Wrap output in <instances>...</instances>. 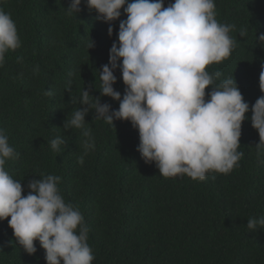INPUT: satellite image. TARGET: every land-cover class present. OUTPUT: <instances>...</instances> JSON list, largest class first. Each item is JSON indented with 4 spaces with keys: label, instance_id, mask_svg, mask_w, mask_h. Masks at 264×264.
<instances>
[{
    "label": "trees",
    "instance_id": "1",
    "mask_svg": "<svg viewBox=\"0 0 264 264\" xmlns=\"http://www.w3.org/2000/svg\"><path fill=\"white\" fill-rule=\"evenodd\" d=\"M174 2L164 0V6ZM71 3L0 0L21 40L0 66V130L18 154L6 159L4 168L20 180L22 195H28L29 182L59 176L62 197L84 217L93 264H264V228H247L248 219L264 216V150L256 148L260 137L252 126V107L242 124L238 151L244 155L228 174L210 172L203 181L162 177L155 162L145 163L137 150L140 136L131 121L115 120L113 126L96 118L94 109L85 127L95 148L84 155L82 130L65 131L64 124L72 111L84 109L79 103L84 89L119 109L118 101L101 95L99 72L109 64L113 43L119 45L120 20L127 15L121 9L120 20L110 25L94 16L86 0L78 15H69ZM215 4L216 20L235 25L230 36L236 46L229 58L207 71L221 73L217 85L234 78L245 90H255L257 81L255 95H264L259 87L264 44L258 39L264 34V0ZM107 26L113 28L111 36ZM91 40L95 46L89 49ZM114 75V89L123 98L122 72L117 69ZM26 76L30 87H17L18 78ZM4 82L7 89L1 87ZM90 103L96 102L90 98ZM58 136L67 145L55 151L50 142ZM35 246L37 252L29 255L8 220L0 221V264H47L39 241Z\"/></svg>",
    "mask_w": 264,
    "mask_h": 264
},
{
    "label": "clouds",
    "instance_id": "2",
    "mask_svg": "<svg viewBox=\"0 0 264 264\" xmlns=\"http://www.w3.org/2000/svg\"><path fill=\"white\" fill-rule=\"evenodd\" d=\"M82 2L72 0L67 13L78 15ZM86 5L98 14H94L96 18L110 25L120 20L121 9L127 19L120 20L119 45L113 43L109 64L99 72L101 95L118 101L119 109L102 104L84 89L79 101L84 109L72 111L64 124L65 131L82 130L84 155L95 148L85 127L89 109L113 126L115 120L131 121L140 136L137 150L145 163L155 162L162 177L186 175L203 181L210 172L230 173L244 155L238 149L242 124L251 107L252 126L260 137L256 148L264 150V95H255L258 82L255 90H245L234 78L217 85L221 73L207 71L209 65L229 58L236 46L230 36L235 25L216 20L215 0H175L167 7L164 0H86ZM107 28L111 36L113 28ZM240 35L244 36L243 30ZM258 39L264 44V34ZM94 46L91 40L88 48ZM19 47L17 26L11 14L0 9V66L7 52ZM117 69L126 85L123 98L114 89ZM26 85H31L28 76L23 81L18 78L17 87ZM1 87L7 89V83ZM259 87L264 93V70ZM50 143L55 151L67 145L66 138L60 136ZM16 155L0 130V221L8 220L29 255L37 252L35 242L39 241L47 264H93L89 230L81 211L62 197L58 188L61 178L48 175L33 180L28 195L23 196L20 180L4 168L6 159ZM84 155L79 158L81 164ZM247 228H264V216L248 219Z\"/></svg>",
    "mask_w": 264,
    "mask_h": 264
}]
</instances>
